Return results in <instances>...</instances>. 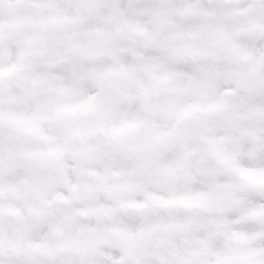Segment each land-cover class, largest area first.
Listing matches in <instances>:
<instances>
[{"label": "clouds", "instance_id": "clouds-1", "mask_svg": "<svg viewBox=\"0 0 264 264\" xmlns=\"http://www.w3.org/2000/svg\"><path fill=\"white\" fill-rule=\"evenodd\" d=\"M0 264H264V0H0Z\"/></svg>", "mask_w": 264, "mask_h": 264}]
</instances>
